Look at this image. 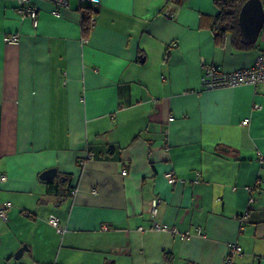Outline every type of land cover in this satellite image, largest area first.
<instances>
[{
    "label": "crops",
    "instance_id": "0c3cea01",
    "mask_svg": "<svg viewBox=\"0 0 264 264\" xmlns=\"http://www.w3.org/2000/svg\"><path fill=\"white\" fill-rule=\"evenodd\" d=\"M36 6L34 25L0 0V264H264V87L200 82L204 65H252L264 40L217 45L213 0ZM155 196L188 237L149 229Z\"/></svg>",
    "mask_w": 264,
    "mask_h": 264
},
{
    "label": "built area",
    "instance_id": "2783aa9c",
    "mask_svg": "<svg viewBox=\"0 0 264 264\" xmlns=\"http://www.w3.org/2000/svg\"><path fill=\"white\" fill-rule=\"evenodd\" d=\"M39 0H16L17 2V12L24 16L30 17L33 21V24H37V14H38V7L36 6V2ZM52 3L53 10L52 13L54 15L60 14V9L63 7H67L71 0H46ZM80 4H97L100 0H76ZM93 22V16L91 17V24ZM6 43H17L19 42L20 38L17 34H10L5 36ZM201 88L202 89H215L220 87H233L241 84H252V85H262L264 87V48L258 53L255 58V61L252 65L248 67L238 68L232 71H223L218 69L213 65H204L203 71L200 77ZM255 108H259V104L255 105ZM248 118L242 120V124H247ZM259 154V159L261 163L263 162V155ZM92 156L91 151H87L85 156L80 157L78 159V165L83 167L86 163V160ZM126 170H122V174H126ZM168 181L173 183L182 182L183 179H179L175 177L172 171H168L165 173ZM198 177V175H197ZM196 177V179H197ZM1 180L6 179V175L2 174L0 177ZM198 180V179H197ZM253 199L251 198L250 201ZM161 203V199L158 196L152 197L148 202V213L149 217L151 218V225L149 229L160 230V231H169L172 234L179 235L182 239L189 236L188 232H180L177 227L174 225H170L168 223H163L162 221L158 220V207ZM12 207V203L10 201H5L0 203V218L3 220H7V211ZM26 215H29L28 212H25ZM248 218V210L238 216V219L241 223L246 221ZM47 221L56 227L57 231L62 232V229L59 227L58 218L50 214L47 217ZM104 229L107 226L103 227ZM139 231H145V228L142 226L138 227ZM200 227L197 228V233H200ZM242 251V247L237 244L230 242L228 243V253L233 254L236 252ZM227 264L230 263L229 258H226ZM56 264V263H54Z\"/></svg>",
    "mask_w": 264,
    "mask_h": 264
},
{
    "label": "trees",
    "instance_id": "16d2710c",
    "mask_svg": "<svg viewBox=\"0 0 264 264\" xmlns=\"http://www.w3.org/2000/svg\"><path fill=\"white\" fill-rule=\"evenodd\" d=\"M246 0H213L218 9V14L212 19L209 25L213 33L214 41L217 45L224 46L229 37L231 46L237 50L249 49L255 45L244 44L241 42L240 27H239V12ZM264 6V0H262ZM86 12L82 19L83 36H89L92 27L91 17L95 10L91 7H86Z\"/></svg>",
    "mask_w": 264,
    "mask_h": 264
},
{
    "label": "water",
    "instance_id": "95a60500",
    "mask_svg": "<svg viewBox=\"0 0 264 264\" xmlns=\"http://www.w3.org/2000/svg\"><path fill=\"white\" fill-rule=\"evenodd\" d=\"M239 27L242 43L252 44L256 42L264 27V6L262 0H246L244 2L239 12ZM55 173V168L46 169L40 174V177L44 180L51 179ZM26 248V244H23L15 251L14 257L19 258Z\"/></svg>",
    "mask_w": 264,
    "mask_h": 264
},
{
    "label": "rangeland",
    "instance_id": "374dc122",
    "mask_svg": "<svg viewBox=\"0 0 264 264\" xmlns=\"http://www.w3.org/2000/svg\"><path fill=\"white\" fill-rule=\"evenodd\" d=\"M263 40H264V27H263V29H262V31L260 33V36H259V38H258V40L256 42V45L262 43Z\"/></svg>",
    "mask_w": 264,
    "mask_h": 264
}]
</instances>
